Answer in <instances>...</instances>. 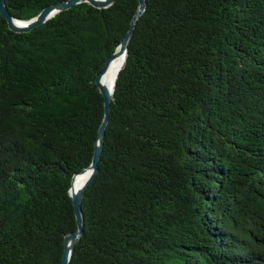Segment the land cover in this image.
<instances>
[{"label": "trees", "instance_id": "trees-1", "mask_svg": "<svg viewBox=\"0 0 264 264\" xmlns=\"http://www.w3.org/2000/svg\"><path fill=\"white\" fill-rule=\"evenodd\" d=\"M62 0H5L29 19ZM138 0L0 15V264H61L95 83ZM68 264H264V0H145Z\"/></svg>", "mask_w": 264, "mask_h": 264}, {"label": "water", "instance_id": "water-1", "mask_svg": "<svg viewBox=\"0 0 264 264\" xmlns=\"http://www.w3.org/2000/svg\"><path fill=\"white\" fill-rule=\"evenodd\" d=\"M86 2L93 7L97 8H106L110 6L114 0H62L53 4H50L44 8H42L35 16L29 19H19L13 16L5 3V0H0V15L6 20L8 27L14 32H27L36 26L46 22L50 18H52L58 12L70 9L71 7ZM145 9V0H138V6L133 15L131 16L129 27L127 28L125 34L121 38L119 44L117 45L115 51L105 60L103 69L97 74L95 78V83L99 88L103 99V117L101 123L97 129V134L94 140V148L91 157L90 163L82 168L80 171L73 174L71 178V184L69 188V195L71 197L73 206H74V214L76 219V231L75 232H68L63 236V250L61 256V264H68V261L71 256V252L75 245L76 239L82 234L83 232V216L81 212V199L84 190L89 185V183L93 180L95 175L98 172V162L99 157L103 149V140L105 134V126L108 121L109 117V110H110V103L113 98V91L115 87V82L118 76L119 70L123 67L125 63V56L127 52V42L131 35L133 26L136 22V19L143 13ZM123 53L124 58L120 69L117 71L112 89L109 90L105 84L101 83L100 78L101 74L104 71L107 63L117 54ZM85 173L84 178L82 179L81 183L74 187V181L77 176L80 174Z\"/></svg>", "mask_w": 264, "mask_h": 264}, {"label": "bare ground", "instance_id": "bare-ground-1", "mask_svg": "<svg viewBox=\"0 0 264 264\" xmlns=\"http://www.w3.org/2000/svg\"><path fill=\"white\" fill-rule=\"evenodd\" d=\"M124 54L119 53L115 55L106 65L104 71L101 74L100 81L105 84L106 87L111 90L114 82L115 75L117 71L120 69L123 62ZM85 173L80 174L75 178L74 187L78 186L82 179L84 178Z\"/></svg>", "mask_w": 264, "mask_h": 264}]
</instances>
